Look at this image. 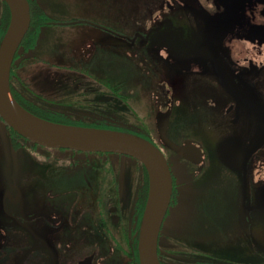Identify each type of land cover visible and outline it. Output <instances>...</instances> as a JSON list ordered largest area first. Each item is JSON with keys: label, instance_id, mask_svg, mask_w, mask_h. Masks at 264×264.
I'll use <instances>...</instances> for the list:
<instances>
[{"label": "flooded vegetation", "instance_id": "af4514ba", "mask_svg": "<svg viewBox=\"0 0 264 264\" xmlns=\"http://www.w3.org/2000/svg\"><path fill=\"white\" fill-rule=\"evenodd\" d=\"M27 2L11 93L41 118L162 152L160 264H264V0ZM9 22L0 0V42ZM185 86L204 99L185 104L195 117ZM207 174L212 188L195 187ZM148 189L135 157L42 146L4 122L0 264H139Z\"/></svg>", "mask_w": 264, "mask_h": 264}, {"label": "water", "instance_id": "95a60500", "mask_svg": "<svg viewBox=\"0 0 264 264\" xmlns=\"http://www.w3.org/2000/svg\"><path fill=\"white\" fill-rule=\"evenodd\" d=\"M4 1L9 7L10 22L0 42V118L23 137L42 146L113 152L138 159L147 171L149 182L138 238L139 264H160L156 253L157 237L172 192V177L164 155L153 144L136 135L54 122L22 107L11 93L9 72L16 49L29 26V5L27 0ZM160 121L165 125L167 115L160 117ZM171 146L178 153L185 147Z\"/></svg>", "mask_w": 264, "mask_h": 264}, {"label": "rangeland", "instance_id": "374dc122", "mask_svg": "<svg viewBox=\"0 0 264 264\" xmlns=\"http://www.w3.org/2000/svg\"><path fill=\"white\" fill-rule=\"evenodd\" d=\"M76 43L79 44L77 41H76ZM180 100H181V107H182L183 111H187L188 113L190 112V110L192 112L195 111V109L193 108L194 107V104H191V109H190V107L187 108L188 106L185 105L186 103H188V100H191L193 102L199 101L200 103H203V101H204V99L201 98V97H196V96L191 97L190 88L189 87H186V86L182 88V93L180 95ZM178 111H180V112L183 113L182 110H179L178 109ZM195 115H196V111L194 113H192V116L193 117H195ZM203 121L206 122L207 120L204 119ZM0 125H4V122L1 119H0ZM203 134L206 135V132L204 131ZM173 169H174V172L176 174H178V175L181 174V171H182V167L181 166H175ZM213 180L214 179H213L212 174L210 176H208V174H207L204 178H201L196 183L195 187H197L198 189H202L204 187H210V188H212L211 183L213 182Z\"/></svg>", "mask_w": 264, "mask_h": 264}, {"label": "trees", "instance_id": "16d2710c", "mask_svg": "<svg viewBox=\"0 0 264 264\" xmlns=\"http://www.w3.org/2000/svg\"><path fill=\"white\" fill-rule=\"evenodd\" d=\"M35 20H37V18L34 17L33 22H34Z\"/></svg>", "mask_w": 264, "mask_h": 264}]
</instances>
